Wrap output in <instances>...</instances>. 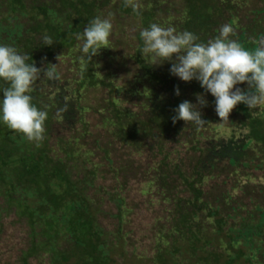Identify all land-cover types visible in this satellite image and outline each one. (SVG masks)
<instances>
[{
    "label": "trees",
    "instance_id": "1",
    "mask_svg": "<svg viewBox=\"0 0 264 264\" xmlns=\"http://www.w3.org/2000/svg\"><path fill=\"white\" fill-rule=\"evenodd\" d=\"M111 1L52 0L51 6L47 2L29 6L24 0H9L8 12L3 15L4 21L9 23L0 24V43L8 41L10 46L17 48L21 54H29L37 68L39 65L46 66L51 64V60L57 57L58 53L72 55L74 46L80 41L76 38L77 34H82L88 22L94 17H102ZM140 3L142 5L140 16L131 8L123 7V0H119L117 12L138 19L140 30L152 23L165 27L171 25L178 32L188 30L195 33L202 42H207L218 35L225 12L231 15L237 11L236 5L230 3V0H184L176 19L171 16L158 19L161 5L165 4L163 0H141ZM18 16L25 18L28 23L17 22ZM228 22L232 23V20ZM139 32L135 35L137 47L130 59L141 72L133 82L135 84L143 80L146 82L143 94L146 103L141 107L145 112L143 118L142 114L139 116L123 108L122 102L113 98L112 95L118 94L120 90L114 87L109 73L99 74L97 59L102 53L105 54L104 49L97 51L96 56L91 59L83 52L81 58H74L78 74L74 80V88L61 81L59 76L58 79L51 81L41 78L38 82L41 88L35 86L36 83L33 85L30 93L33 104L38 109L48 112L44 139L39 146L27 141L21 134L0 122V188H2L0 195L8 207L15 208L18 217L26 219L29 227L30 248L23 255V264H28L27 260L30 258H42L44 254L47 255V264H113L111 255L117 246L116 242L126 235L123 225L127 211L123 207V198L115 191L112 194L106 193L108 200L116 209V213L110 216L114 220L113 231L107 233L97 223L96 213H103L98 211L86 195L88 189L93 188L96 176L94 164L85 169L87 162L90 163L89 157L93 155V151H80L77 138L70 141L56 138L58 149L55 153L46 143L51 134L55 133L52 127L62 122V116L80 112V102L83 99L81 91L84 88H102L108 92L105 106L108 117H104V122L112 128L109 133L114 136L117 143L135 151L143 148L146 139L153 146L156 144L154 147H157L158 154L163 155L161 162L158 163L162 171L156 179L163 198L166 200L172 191L176 190L177 187L173 185L176 179L182 181L181 187L186 190L188 196L179 198L170 214L172 215L170 229L166 231L165 236L163 231L158 234L154 263L173 264L172 261L169 263L167 256L173 260V256L180 252L175 242L182 240L186 244L185 250L191 256L200 254L196 264H238L240 260H244L245 264H257L255 253L264 254V246H260L264 239L262 214L259 221L254 222L247 212L246 218H239L238 228L226 229L227 219H231V215H223L219 205L211 206L208 200H204L202 185L206 177L212 176L216 164L222 161H227L229 165L237 164L240 152L246 150L251 143L264 148V120L259 116L253 118L249 109L244 104H239L238 110L242 112L245 121L238 129L235 127L228 129L216 124L213 132L220 130L232 132L225 138L218 137L213 145L206 144L197 126L187 125L181 120L173 124L172 117L175 115L173 110L185 100L196 104V94L203 95L207 101V106L200 109L202 118L209 122L208 125L212 121H219L220 118L215 112V98L210 93H205L198 81L184 82L171 75L170 62L165 61L157 66V61L143 58L140 53L142 41ZM244 32L242 29L236 39L246 48L254 47L252 43L244 41ZM44 35L52 38V46L43 43ZM102 47L104 48V45ZM59 82L63 84L60 87L57 86ZM6 86V82L0 81V89ZM177 87L179 96L175 94ZM0 94L3 98V93ZM65 106L67 110L58 117L56 111ZM186 131L192 132L191 142L195 144L192 151L200 154L198 161L191 168L190 176L184 175L178 165H173L172 169L168 170V155L163 152L162 147V142L168 137L182 133V137H185ZM83 133L86 134L85 129ZM198 135L202 137L201 141L207 146L206 149L210 148V156L203 154ZM218 139H221L220 143ZM94 144L95 149L103 153L108 166L112 167L110 150L98 146L97 141ZM53 153L55 157H51ZM72 163L79 164L84 170L81 173L82 178L77 176L76 179L71 178L69 167H74ZM116 171L114 169V172ZM174 177L176 179H173ZM215 200L219 201L218 198ZM234 209L231 208L232 211ZM207 221L213 225L210 237L206 235L207 232L201 225ZM109 235L113 237L112 241L107 240ZM251 236L256 240L252 241ZM241 238L244 239L243 244L252 257L245 256L243 249L238 247ZM62 241L65 242L64 246L61 244ZM159 242L163 246H160Z\"/></svg>",
    "mask_w": 264,
    "mask_h": 264
},
{
    "label": "rangeland",
    "instance_id": "2",
    "mask_svg": "<svg viewBox=\"0 0 264 264\" xmlns=\"http://www.w3.org/2000/svg\"><path fill=\"white\" fill-rule=\"evenodd\" d=\"M8 1L0 0V24L9 23L4 21V16L8 12ZM24 1L29 6L45 2L51 6L52 3V0ZM163 1L165 4L161 5L157 18L165 19L171 16L176 19L184 0ZM118 2L119 0H112L102 14V18H106L111 13L113 28L109 42L104 45V48L100 49H106V51L97 59V70L100 75L109 73L114 87L120 90L118 94L112 95L113 98L122 102L121 106L123 108L137 113L139 116L142 114L141 118H143L145 112L142 111L141 107L146 103V99L143 97L146 82L144 80L137 84L133 82L141 72L130 59L137 47L135 35L140 31V24L136 18L120 15L117 12ZM230 3L236 5L237 11L231 15L225 12L222 23L226 24L229 23L228 20H232L230 24L235 30L234 39L241 34L242 29L245 31L244 41L250 44L253 38L264 35V0H230ZM17 22L21 24L28 23L21 16H18ZM11 24L13 23L11 22ZM0 44L10 45L8 41ZM80 45L81 41H77L72 55L67 56L58 53L59 60L57 61V57L51 60V64H57L56 71L59 79L66 84L68 83L72 88H74V80L78 77L75 67L77 63H74V58H81ZM41 67H44V65H39V68ZM42 80L44 79L42 78ZM39 81L36 82L35 86L41 88ZM48 85L50 86V84ZM48 85L46 89H48ZM62 85L61 82L57 84L58 87ZM236 87L246 90L247 84H240ZM132 92L136 93L132 95ZM81 93L83 99L80 102V112H71L70 114L73 115L62 116V122L52 127L55 133H53L54 131L51 132L53 134L46 141L47 146H50L55 153L58 149L56 138H61L64 141L77 138L78 145L81 147L80 151H93V155L89 157L90 163L87 162L85 169L94 164L96 166V176L93 180V188L88 189L86 195L92 200V204L98 211L103 213L98 214L97 212L95 216L98 225L107 233H111L114 229V220L110 216L116 213V209L115 205L108 200L106 193L112 194L115 191L123 198V207L127 211L123 225L126 235L122 240L116 242L117 246L115 245L116 247L111 255L113 264H155L153 260L157 252L158 234L163 231L162 233L165 236L166 231L170 229L172 217L170 214L174 210L177 200L188 196L186 190L181 187L182 181L174 177L173 179L176 180L173 181V185L177 188L165 200L156 181L157 176L162 171L158 163L161 162L163 157L160 153L158 154L157 147H154L156 144L153 146L146 139L143 148L140 151H135L117 143L114 136L109 133L112 128L104 122V117H108V111L105 108L108 92L102 88H84ZM1 98L2 95L0 94ZM255 111L260 110L256 109ZM259 117L264 120V114ZM244 121L245 117L236 107L230 113L228 121H212L210 125L207 124L199 128V132L205 138L206 144L213 145L218 137L225 138L232 132L231 130L213 132V127L216 124L224 128L228 127V129L230 127L238 129ZM84 129L86 134L83 133ZM191 134V131H186V134L184 133L185 137H182V133L178 136L168 137L166 141L162 142L163 152L168 155V170H171L173 165H178L184 175L190 176L192 174L191 168L198 161L200 154L197 151H192L195 144L191 142ZM202 137L197 136L201 143L200 147L204 155L210 156L211 150L210 148L207 150V146L202 144ZM95 141H97L98 146L110 150L112 167H109L104 160L103 153L97 148L95 149ZM217 141L220 143L221 139ZM34 145L36 144L34 143ZM54 153L51 154V157H55ZM70 164L68 163V165ZM72 165H74L73 168L69 167L71 178L76 179V176L82 178L81 173L84 170L81 166L73 163ZM114 169L117 171L114 172ZM78 171L79 175H77ZM211 174L212 176L206 177L202 185L205 193L204 200H208L211 206L219 205L223 215H231V219H227L226 229L228 227L238 228L239 218H246L248 216L247 212L254 222L259 221L261 214L264 218V148L261 145L251 143L246 150L240 152L237 164L229 165L227 161H222L220 164L215 165ZM216 198L219 201L216 202ZM231 208L235 209L232 211ZM201 225L204 231L207 232L206 235L210 237L212 235V222H203ZM107 238L110 241L113 239L111 235ZM251 239H253L252 241L256 240L252 236ZM262 240L260 246H264V239ZM243 242L244 239L240 241L238 247L243 249L245 256L250 257V252L246 250L247 248ZM161 243L160 246H163ZM175 243L179 246L180 252L173 256V260L172 257L167 256L169 263L172 261L173 264H196L200 254L197 253L195 257L191 256L185 250L186 244L182 240H177ZM61 244L64 246L65 242L62 241ZM29 248V227L26 219L18 217L15 208L8 207L5 199L0 195V264H23V255L28 252ZM254 256L257 264H264V254L255 253ZM47 260V255L44 254L42 258H30L27 261L28 264H40V262L41 264H47ZM238 264H245V262L240 260Z\"/></svg>",
    "mask_w": 264,
    "mask_h": 264
},
{
    "label": "clouds",
    "instance_id": "3",
    "mask_svg": "<svg viewBox=\"0 0 264 264\" xmlns=\"http://www.w3.org/2000/svg\"><path fill=\"white\" fill-rule=\"evenodd\" d=\"M123 7L131 8L137 16L141 15L139 0H123ZM112 28L111 13L106 18L94 17L83 33L76 36L82 42L81 51L89 59L96 56L97 51L109 42ZM234 36L235 30L230 23L221 25L218 35L207 42L200 41L191 31L178 32L171 25L165 27L152 23L139 32L142 41L140 53L143 58L157 61V66L170 62L171 75L184 82L198 81L205 93L215 98V112L221 122L228 121L230 113L239 104L246 105L255 118L264 114V35L251 40L252 48H246ZM43 43L52 46L53 40L44 35ZM56 68L57 64L37 68L29 54H21L13 46L0 44V81L7 83L0 89L3 93L0 122L37 146L44 139L48 112L33 104L30 93L41 78L49 81L58 79ZM240 84H247V89L236 87ZM175 94L180 95L178 87ZM196 100V104L185 100L173 110V124L181 120L187 125L202 128L209 123L202 118L200 111L207 106V101L200 94H196ZM66 110V106L59 109L57 116Z\"/></svg>",
    "mask_w": 264,
    "mask_h": 264
}]
</instances>
